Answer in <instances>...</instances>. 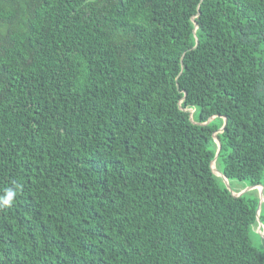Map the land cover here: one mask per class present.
<instances>
[{
    "label": "trees",
    "instance_id": "16d2710c",
    "mask_svg": "<svg viewBox=\"0 0 264 264\" xmlns=\"http://www.w3.org/2000/svg\"><path fill=\"white\" fill-rule=\"evenodd\" d=\"M248 186L264 0H0V264H264Z\"/></svg>",
    "mask_w": 264,
    "mask_h": 264
},
{
    "label": "water",
    "instance_id": "95a60500",
    "mask_svg": "<svg viewBox=\"0 0 264 264\" xmlns=\"http://www.w3.org/2000/svg\"><path fill=\"white\" fill-rule=\"evenodd\" d=\"M197 27H198V25H196V28H197ZM196 28H195V29H196ZM225 124H226V118H225V122H224V125H223L222 128L225 127ZM220 146H221V145H219L218 152H217V154H216V156H215V158H214V160H213V165L215 164V161H216V159H217V157H218L219 150H220ZM213 169H214V171H215L216 174H218V175H220V176H222V177L224 178V181H225L227 187H228L229 189H232L231 186H230V182H229L228 178H227L224 174H222L221 172H219L218 170H215L214 167H213ZM255 188L263 189L262 186H248L247 188H245L244 190H242L241 192L236 193V194L241 195V194H243L244 192H246L247 190H251V189H255ZM262 194H263V193L261 192V202H260V204H259L258 212H260V210H261V204H262V202L264 201V198H263L264 194H263V195H262ZM259 233H260L261 236L264 238V226H263V223L261 222V220H260V226H259Z\"/></svg>",
    "mask_w": 264,
    "mask_h": 264
},
{
    "label": "rangeland",
    "instance_id": "374dc122",
    "mask_svg": "<svg viewBox=\"0 0 264 264\" xmlns=\"http://www.w3.org/2000/svg\"><path fill=\"white\" fill-rule=\"evenodd\" d=\"M213 167L215 168V170H217L215 164L213 165ZM219 176H220V175H219ZM221 177H222V176H221ZM243 184H245V183H243ZM243 184L240 183L238 180H237V181H232V185H233L234 188H241V187L243 186ZM258 189H259V191H260V195H261V192L263 193V189H260V188H258ZM262 195H263V194H262ZM263 198H264V196H263ZM258 231H259V228H258ZM261 237H262V236H261ZM262 238H263V237H262ZM253 241H254V244H255L257 247H259L260 249H263V248H264V241L261 240L260 238H258L257 236H254V237H253Z\"/></svg>",
    "mask_w": 264,
    "mask_h": 264
},
{
    "label": "bare ground",
    "instance_id": "6f19581e",
    "mask_svg": "<svg viewBox=\"0 0 264 264\" xmlns=\"http://www.w3.org/2000/svg\"><path fill=\"white\" fill-rule=\"evenodd\" d=\"M217 164V163H216ZM217 168V167H216ZM218 170V169H217Z\"/></svg>",
    "mask_w": 264,
    "mask_h": 264
}]
</instances>
